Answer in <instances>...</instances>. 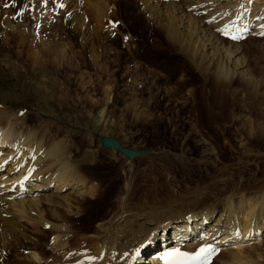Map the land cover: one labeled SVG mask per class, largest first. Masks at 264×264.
Returning <instances> with one entry per match:
<instances>
[{"label":"rangeland","instance_id":"rangeland-1","mask_svg":"<svg viewBox=\"0 0 264 264\" xmlns=\"http://www.w3.org/2000/svg\"><path fill=\"white\" fill-rule=\"evenodd\" d=\"M72 1L0 0V105L43 138L65 139L100 195L78 217L62 211L66 232L25 223L28 236L9 238L0 264H83L114 214L216 215L225 198L238 199L237 185L264 193V138L232 122L264 118V38L242 40L258 89L221 86L166 41L137 0H111L105 11ZM106 139L148 151L130 158Z\"/></svg>","mask_w":264,"mask_h":264},{"label":"bare ground","instance_id":"bare-ground-1","mask_svg":"<svg viewBox=\"0 0 264 264\" xmlns=\"http://www.w3.org/2000/svg\"><path fill=\"white\" fill-rule=\"evenodd\" d=\"M95 1L105 11L111 0L72 3L77 8L83 5L94 8ZM137 2L145 18L159 26L166 41L201 75L211 77L216 85L238 81L248 90L261 85L251 71L242 40L264 38V0ZM15 114L0 105L2 250L7 248L9 238L28 236L21 232L27 223L66 232L68 226L59 222L62 211L78 217L81 203L100 195L96 180L73 161L65 139H45L33 126H21ZM232 122L250 138H264V118L253 121L234 116ZM262 160L253 162L259 165ZM259 182H264L263 176ZM230 191L238 199L228 198L231 201L227 202L225 198L224 208L216 215V208L169 215L146 210L138 214H114L107 224L98 225L103 234L95 236L91 253L84 256L83 264H166L165 253L173 249L195 253L209 244L221 250L211 264H263L264 193L244 190L239 185ZM41 206H45L54 222L45 220Z\"/></svg>","mask_w":264,"mask_h":264},{"label":"snow or ice","instance_id":"snow-or-ice-1","mask_svg":"<svg viewBox=\"0 0 264 264\" xmlns=\"http://www.w3.org/2000/svg\"><path fill=\"white\" fill-rule=\"evenodd\" d=\"M220 252L219 248L209 244L202 246L195 253L176 248L169 253H165V258L166 264H211L212 259ZM168 257H171V259H167Z\"/></svg>","mask_w":264,"mask_h":264},{"label":"water","instance_id":"water-1","mask_svg":"<svg viewBox=\"0 0 264 264\" xmlns=\"http://www.w3.org/2000/svg\"><path fill=\"white\" fill-rule=\"evenodd\" d=\"M105 144L113 145L114 147L124 151L130 158H134L135 156H138L140 154L146 153L148 150H129V149H123L118 143H116L114 140H104Z\"/></svg>","mask_w":264,"mask_h":264}]
</instances>
